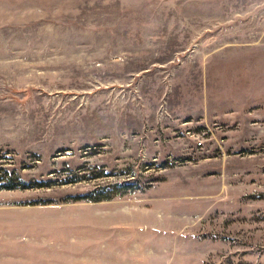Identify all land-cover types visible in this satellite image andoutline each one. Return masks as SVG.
Returning a JSON list of instances; mask_svg holds the SVG:
<instances>
[{
  "label": "rangeland",
  "instance_id": "rangeland-1",
  "mask_svg": "<svg viewBox=\"0 0 264 264\" xmlns=\"http://www.w3.org/2000/svg\"><path fill=\"white\" fill-rule=\"evenodd\" d=\"M240 43L261 63L219 62L264 111V0H0V174L20 184L0 264H264V118L165 101L177 67Z\"/></svg>",
  "mask_w": 264,
  "mask_h": 264
},
{
  "label": "crops",
  "instance_id": "crops-1",
  "mask_svg": "<svg viewBox=\"0 0 264 264\" xmlns=\"http://www.w3.org/2000/svg\"><path fill=\"white\" fill-rule=\"evenodd\" d=\"M226 48H233L230 52L234 54L222 52ZM262 50L261 45L255 43L228 44L205 54L201 61L194 59L181 64L165 96L169 115L175 120L200 119L209 126L228 128L238 124L252 126L264 118V111L256 107L253 98L256 94L252 89L249 98L242 93V82L252 80V74L243 76L235 62H219L226 56H241L248 63L254 62L248 66L253 68L256 62L261 63Z\"/></svg>",
  "mask_w": 264,
  "mask_h": 264
},
{
  "label": "trees",
  "instance_id": "trees-1",
  "mask_svg": "<svg viewBox=\"0 0 264 264\" xmlns=\"http://www.w3.org/2000/svg\"><path fill=\"white\" fill-rule=\"evenodd\" d=\"M2 170V169H1ZM4 170V169H3ZM15 173V172H13ZM16 174V173H15ZM17 175V174H16ZM14 180V181H13ZM23 186L25 183H21ZM20 184L16 183L15 178L11 175V178L6 179L3 174H0V189H12ZM94 194H89L81 197V199L86 201L101 202L105 200H111L113 197L111 195H98V192H93Z\"/></svg>",
  "mask_w": 264,
  "mask_h": 264
},
{
  "label": "built area",
  "instance_id": "built-area-1",
  "mask_svg": "<svg viewBox=\"0 0 264 264\" xmlns=\"http://www.w3.org/2000/svg\"><path fill=\"white\" fill-rule=\"evenodd\" d=\"M209 137H210V138H209V140H208V141L212 140V139H213V137H214L213 133H211ZM203 141H204V140H202V139H201V140H199V141H198V143H197V144H198V145H203Z\"/></svg>",
  "mask_w": 264,
  "mask_h": 264
}]
</instances>
